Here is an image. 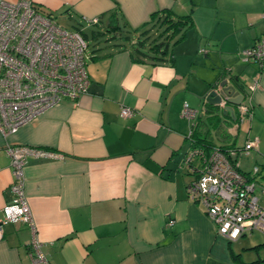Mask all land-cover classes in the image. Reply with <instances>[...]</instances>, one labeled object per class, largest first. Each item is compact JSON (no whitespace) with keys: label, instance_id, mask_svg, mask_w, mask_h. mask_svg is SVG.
Returning <instances> with one entry per match:
<instances>
[{"label":"crops","instance_id":"0c3cea01","mask_svg":"<svg viewBox=\"0 0 264 264\" xmlns=\"http://www.w3.org/2000/svg\"><path fill=\"white\" fill-rule=\"evenodd\" d=\"M31 1L54 17L86 24L97 16L105 36L94 34L86 54L90 84L76 104L61 102L14 133L0 132V148L57 154H30L24 166L26 201L51 264H264V232L235 241L218 234L204 204L187 191L197 172L183 163L191 146L241 147L257 138L258 148L238 163L245 173L259 168L264 197V67L241 57L264 37V0ZM159 10L192 20L162 63L136 60L134 40L106 31L117 16L134 27ZM86 41L89 49L88 35ZM224 84L242 94L239 104H224L232 107L225 113L205 99ZM244 102L251 116L241 121ZM184 103L195 111L191 120ZM123 106L132 108L130 116L120 115ZM13 179L9 157L0 153V218ZM31 236L26 223L4 224L0 264H32Z\"/></svg>","mask_w":264,"mask_h":264},{"label":"built area","instance_id":"2783aa9c","mask_svg":"<svg viewBox=\"0 0 264 264\" xmlns=\"http://www.w3.org/2000/svg\"><path fill=\"white\" fill-rule=\"evenodd\" d=\"M99 24V17L85 19ZM87 41L76 30L60 25L31 0H0V132L14 133L23 124L37 118L49 108L69 101L76 104L90 84L86 69ZM245 62L264 67V37L258 38L241 52ZM253 89V87H249ZM225 101L221 103V106ZM240 120L251 116L249 104L239 106ZM123 106L122 117L132 114ZM183 115L192 119L195 111L187 103ZM258 148V139H247L241 147L213 146L206 149L191 146L183 163L194 168L196 177L188 184L190 197L201 201L215 223L218 234L229 241L254 231L264 232V205L256 195L257 174L254 166L243 172L238 157ZM10 159L14 179L13 198L2 208L0 239L3 225L26 223L31 232L28 254L32 264H51L42 250L36 227L24 193V166L28 155L57 156L56 153L25 145L0 148ZM196 162V163H195Z\"/></svg>","mask_w":264,"mask_h":264},{"label":"trees","instance_id":"16d2710c","mask_svg":"<svg viewBox=\"0 0 264 264\" xmlns=\"http://www.w3.org/2000/svg\"><path fill=\"white\" fill-rule=\"evenodd\" d=\"M40 10L47 14H52L48 11ZM173 14L171 10L155 11L150 15L148 21L134 27L127 23L120 25L117 20L118 16L116 17L115 15V24H106V31L111 33V38L118 39V41L121 38L127 42L134 40L131 44L136 60L142 62L144 57H147L153 64L162 63L167 59L166 54L170 43L177 42L180 39V37L175 39L178 33L181 32L182 34L192 25L190 15L173 17ZM73 27L75 28L74 30L79 31L83 35L85 40L87 39V33L82 26L74 25ZM93 33L98 36L100 31L93 30Z\"/></svg>","mask_w":264,"mask_h":264},{"label":"water","instance_id":"95a60500","mask_svg":"<svg viewBox=\"0 0 264 264\" xmlns=\"http://www.w3.org/2000/svg\"><path fill=\"white\" fill-rule=\"evenodd\" d=\"M225 83V82H224ZM232 96H234L232 98ZM235 96H239L238 99H235ZM205 99L213 104V105H221L223 101L226 103H231V104H239L241 99H242V94L239 92L235 91L234 87L232 86H225L223 85V88L217 92L215 89L210 90L206 95ZM223 112L225 113L226 111H232V107L230 105H223Z\"/></svg>","mask_w":264,"mask_h":264},{"label":"rangeland","instance_id":"374dc122","mask_svg":"<svg viewBox=\"0 0 264 264\" xmlns=\"http://www.w3.org/2000/svg\"><path fill=\"white\" fill-rule=\"evenodd\" d=\"M55 20L62 26L68 28V29H75L73 26L74 25H79V26H82L83 30L87 33L88 35V42H89V49L86 51V54L90 52V50L95 47V44H96V39H93L95 38L96 36H94V33H93V30H98L96 29L95 27V24H88V23H82L81 24V21H79L77 18L75 17H72V18H66V17H63L62 15L60 14H57L55 16ZM80 23V24H79ZM87 25H92L91 26H87ZM98 41H102L104 40L103 38L105 36L103 35H98ZM103 36V37H102ZM86 61H87V58H86ZM241 158V157H240ZM256 195L260 196V190L258 188H256ZM260 203H264V197H261L260 196Z\"/></svg>","mask_w":264,"mask_h":264}]
</instances>
